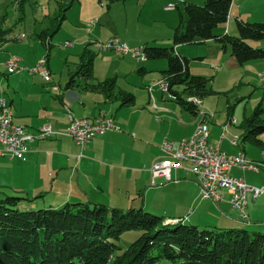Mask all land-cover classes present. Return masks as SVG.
Listing matches in <instances>:
<instances>
[{
	"label": "crops",
	"instance_id": "0c3cea01",
	"mask_svg": "<svg viewBox=\"0 0 264 264\" xmlns=\"http://www.w3.org/2000/svg\"><path fill=\"white\" fill-rule=\"evenodd\" d=\"M170 1L172 3L176 0ZM116 3L109 7L107 4L108 24H114L112 10ZM244 13L240 0H233L226 29L216 34L222 35L227 31L235 33L232 32V17L252 22L264 21L253 18L251 11H248V16ZM111 41L117 44L122 42L119 36ZM211 42L215 41L204 44ZM9 58L5 57L6 60ZM16 58L22 70L16 74H9L7 70V75L3 74L7 78V86L0 79V96L11 105L12 124L33 134L41 127L50 125L53 133L31 142L30 151L23 159L4 154L0 144V189L27 196L31 200H26L24 205L30 203L25 205L30 207H57L69 202L105 203L118 208H144L167 220L180 219L200 227H244L264 232V193L257 197L251 192L247 194V217L243 218L232 207L230 195L226 191L218 190L222 194L221 200L203 196L200 183L190 170L189 163L181 162L179 167L174 168L171 180L153 178L152 165L164 154L161 149L163 142L168 138L179 142L191 137L197 124L202 121L204 114L201 111L198 116L190 113L191 119L184 117L183 113L175 118L176 114L170 112L171 117L167 119L164 112L157 111L154 115L143 104L138 105L136 100L133 105L122 107L120 101L109 100L102 91L92 90L87 85L92 83L91 80H83V84L78 82L70 88L62 86L56 81L49 58ZM231 58V64L238 65ZM43 59H47L45 70L52 76L50 83L44 80L41 73L31 74L26 69L34 68ZM93 76L94 82L103 81L95 77L94 70ZM117 88L115 94L119 91L127 92L124 89L117 91ZM148 89L151 94L153 89ZM68 112L77 119L92 122L99 118H109L114 127L81 145L68 133ZM205 121L209 125V141L219 147L220 151L233 156L242 153L251 162L262 160L264 149L259 148L257 156L250 157L249 148L245 142L242 143L241 134L232 128L234 124H230V119L228 123L213 126V121H208L205 115ZM173 124H181L183 128L186 126L189 129L174 133ZM226 125L229 127L224 132ZM236 136L239 141L234 143ZM230 174L244 178L252 186L264 188V166L258 171L233 166Z\"/></svg>",
	"mask_w": 264,
	"mask_h": 264
},
{
	"label": "trees",
	"instance_id": "16d2710c",
	"mask_svg": "<svg viewBox=\"0 0 264 264\" xmlns=\"http://www.w3.org/2000/svg\"><path fill=\"white\" fill-rule=\"evenodd\" d=\"M21 6L27 0H18ZM68 7L61 5L52 27L39 35L48 49L67 19ZM102 0H100L101 2ZM108 7L126 0H107ZM203 4L182 1L175 4L179 22L174 29L172 47H149L142 50L147 60H165L163 72L167 93L193 116L200 114L202 100L213 94L209 81L192 76L191 60L181 56L176 46L215 41L231 51L238 65L264 59V49L249 41L264 40V23H250L235 18L238 35L216 34L230 18L233 0H203ZM12 30L0 24V51L13 41ZM87 45L75 72L66 84L80 80L94 91H102L122 107L135 103L132 93L119 91L116 78L94 82L96 54ZM80 79V80H79ZM181 88V91L177 89ZM199 101L198 105L196 102ZM264 101L253 115L241 124L242 143L252 142L264 149ZM233 119H230V122ZM27 196L0 189V264H264V232L244 227H200L183 220H167L144 208H118L105 203L69 202L60 207L34 209L24 206ZM138 230L139 236L123 249L116 241L126 231Z\"/></svg>",
	"mask_w": 264,
	"mask_h": 264
},
{
	"label": "rangeland",
	"instance_id": "374dc122",
	"mask_svg": "<svg viewBox=\"0 0 264 264\" xmlns=\"http://www.w3.org/2000/svg\"><path fill=\"white\" fill-rule=\"evenodd\" d=\"M72 1L27 0L21 6L18 0H0V24L12 30V38H20L18 41L8 43L0 51V79L3 84L7 86L8 82L3 76V74L7 75L8 60L5 57H10L9 60L12 57L48 58V49L40 40L39 35L52 27L53 19L61 11V5L68 7ZM184 1L199 5L204 2L203 0ZM177 2V0L172 3L170 0L118 2L112 10L114 24L112 22L108 24L106 22L107 0H102V4L100 0L76 1L67 10V20L63 22L61 29L53 38L49 60L56 81L62 86L66 85L71 76L69 73L76 71L86 46L91 44L89 49L96 54L94 75L97 79L104 81L107 78H116L117 91L124 89L134 94L137 104H143L146 110L154 115L157 111V113L164 112L167 114L165 117L170 119V112L176 114L175 118L179 116V113H183L184 117L191 119L192 115L182 110L172 96L163 91L161 87V85H166L163 74L167 69L165 60L142 62L132 54L122 55L113 48H107L115 36H119L122 42H127L126 46L130 50L141 49L145 45L149 47L174 46L173 31L179 22L178 11L175 8ZM240 6L245 15L251 11L253 18L264 19L262 0H240ZM231 21L232 32L235 33L227 32L231 36H237L235 19L232 17ZM248 22L264 23V21ZM226 26H219L216 32L226 29ZM211 43L179 45L176 46V50L181 56L191 60L192 76L206 78L209 81V88H212L214 92L202 100L200 111L204 114L203 120L207 115L208 121H213L212 125L215 126L228 123L229 119H233L238 124H234L232 128L242 136L244 129L241 124L251 117L259 104L264 101V59L249 62L244 66H233L230 62L231 51L225 52L216 42ZM134 44L137 47H134ZM249 45L264 49V40L249 41ZM45 69L46 67L43 70ZM145 69L146 73H144ZM80 83L83 84L84 81L80 80ZM149 87L153 89L151 94L148 91ZM196 103L200 104L199 101ZM154 105L157 107L155 108ZM188 129L186 126L183 128L181 124H173L174 133ZM260 139L264 141V133L260 135ZM167 141H174V139L168 138ZM224 145L227 146V143ZM245 145L249 148L250 157L257 156L261 147L249 141L245 142ZM249 162L260 169L264 166V153L261 161ZM253 177L256 176L253 175ZM28 204L30 203L25 205ZM48 206L26 207L39 209ZM139 234L138 230L126 231L116 242L126 249Z\"/></svg>",
	"mask_w": 264,
	"mask_h": 264
},
{
	"label": "built area",
	"instance_id": "2783aa9c",
	"mask_svg": "<svg viewBox=\"0 0 264 264\" xmlns=\"http://www.w3.org/2000/svg\"><path fill=\"white\" fill-rule=\"evenodd\" d=\"M107 48H113L122 55L132 54L142 62L147 60L142 48L130 50L125 44L110 42ZM47 65V59H43L33 68H26L31 74L41 73L44 80L48 83L52 81L51 73L43 70ZM9 74L19 73L22 68L19 66V59L12 57L7 61ZM163 91L167 92V85H161ZM152 89H150L151 91ZM70 126L68 133L73 136L75 141L81 145L89 142L97 134L104 133L113 128L112 120L109 118H99L95 121L88 119H77L69 113ZM12 109L10 103L0 96V144L3 146V153L11 158H25L30 151L29 144L36 139H42L53 133L50 125H45L36 134L27 132L23 127L12 124ZM202 124H197L194 134L179 142L165 141L161 149L164 154L156 159L152 165L153 178L161 177L166 180L172 179L173 169L180 166L181 162H187L189 157H196L202 162V169L190 170L196 175L201 192L204 197H211L214 200H221L222 194L219 189L226 191L230 195L232 207L239 211L243 218L247 217L245 212L247 206V194L251 192L254 197L264 193V188L248 184L244 178L232 176L230 170L233 166H240L243 169L258 171L254 165L244 163V154L237 156L226 155L220 151L219 147L209 141V125L203 120ZM230 124H236L232 120ZM229 125L225 126L227 131ZM239 141L236 136L234 143ZM174 153L182 154V161L174 160ZM155 184V180L153 179Z\"/></svg>",
	"mask_w": 264,
	"mask_h": 264
},
{
	"label": "bare ground",
	"instance_id": "6f19581e",
	"mask_svg": "<svg viewBox=\"0 0 264 264\" xmlns=\"http://www.w3.org/2000/svg\"><path fill=\"white\" fill-rule=\"evenodd\" d=\"M198 124H202V121H200ZM174 160L175 161H182V154L181 153H174ZM188 163L191 165L192 169H202V162L200 159H198L196 157H189ZM244 163L248 164V165H254L256 167V169L259 170L257 165L252 164L249 161H247L245 156H244Z\"/></svg>",
	"mask_w": 264,
	"mask_h": 264
}]
</instances>
